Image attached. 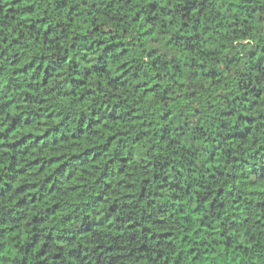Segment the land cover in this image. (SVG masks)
<instances>
[{"label":"clouds","instance_id":"clouds-1","mask_svg":"<svg viewBox=\"0 0 264 264\" xmlns=\"http://www.w3.org/2000/svg\"><path fill=\"white\" fill-rule=\"evenodd\" d=\"M28 3L0 0V133L47 131L60 211L0 198V264H264V0Z\"/></svg>","mask_w":264,"mask_h":264},{"label":"trees","instance_id":"trees-1","mask_svg":"<svg viewBox=\"0 0 264 264\" xmlns=\"http://www.w3.org/2000/svg\"><path fill=\"white\" fill-rule=\"evenodd\" d=\"M19 5H24V17L23 18H31L33 15L32 6L28 3V0H18V4L13 7L7 8L5 10V15L10 12L19 11ZM150 8L153 6L150 5ZM43 19V18H41ZM29 30H34L33 25H29ZM99 27V25H97ZM96 29H93L95 31ZM48 30L45 29V32ZM39 35V33H37ZM43 40V37H40ZM16 41L14 40L13 43ZM101 47L103 45H100ZM112 45H108L111 47ZM22 62L13 59L12 64L18 65ZM28 64H23L22 67H17L15 72H24L28 69ZM58 70V69H57ZM45 74H47V67L44 69ZM50 78V77H49ZM29 95H34V91L29 89ZM5 103L11 104V100H6ZM49 117H52L51 113H49ZM19 135V139H13V137ZM47 135V131H39L37 128L32 127V122L28 118L21 119V116H14L12 118L11 124L8 128L5 129L4 133H0V148L7 145V151H4L3 155L6 159L0 161V184L3 187H0V198L7 197L9 193H12L13 197H16L15 204L17 206H23L25 204H31L33 206H38L40 204H51V207L44 208V212L46 216H41L36 214L32 217V231L35 233L36 225H44L48 220L52 219L55 215H57L60 211V206L58 203H52V197L57 194V189L54 184L49 185V181L51 180V176L48 175L49 167L56 169L63 167V163L61 162L59 155H52L45 159L43 155L40 154L41 144L43 141V137ZM45 152L48 151L47 148L44 149ZM47 165V166H46ZM209 167H219V164L209 165ZM6 170V171H5ZM47 186V187H46ZM79 185H77L78 187ZM109 211L118 212L119 208L112 209ZM102 218H98L96 224L93 226L99 227L101 226L99 220ZM9 220L14 223L26 224V221L20 217L18 220L16 217L9 216ZM259 224L260 221L257 220ZM131 227V225H129ZM18 231V229H17ZM0 234H3L4 238L7 239L9 236V232L5 230V228L0 227ZM12 238L15 239L16 232L11 233ZM51 236L52 233H49ZM33 241H36V236L32 237ZM61 244H57V247H61ZM46 245H41L38 242L36 246L33 247L30 244L25 243L24 247L21 251H24L28 256L27 264H58L60 261V252H54L52 259L47 260L48 252L45 249ZM76 249H71L69 251V256H71L72 252H75ZM15 252V249H4L3 256L0 258L7 259L10 257V254ZM39 257V260L33 261L32 257ZM75 257H73L70 264H74ZM129 257L123 258V264H128Z\"/></svg>","mask_w":264,"mask_h":264}]
</instances>
